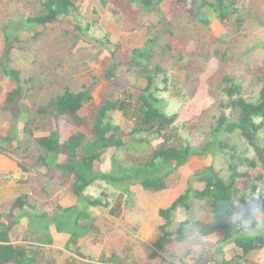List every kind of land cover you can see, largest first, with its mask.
<instances>
[{"label":"rangeland","instance_id":"1","mask_svg":"<svg viewBox=\"0 0 264 264\" xmlns=\"http://www.w3.org/2000/svg\"><path fill=\"white\" fill-rule=\"evenodd\" d=\"M234 1L240 9L237 17L222 24L206 10V18L212 22L205 26L194 17L190 1L164 0L160 12L147 13L133 0H121L120 4H117V0H72L79 9V21L85 27H90L86 36L78 38L75 16L47 26L24 25L26 17L42 14L38 0H0V104L5 102L6 95L15 87L5 70H19L22 80L27 82L23 85L25 97L20 99L19 104L0 112V136L6 142L4 149L28 169L26 173L35 175L36 182L43 180V192L52 194L54 200L48 205L50 209L61 197L70 193L50 179L53 172L35 168V158L40 152L35 137L58 131L61 142H64L78 131L88 133L87 124L89 121L91 125L93 123L92 116L90 119L88 117L99 105L100 95L111 94L113 90L115 96L125 97V91L129 90L127 92H134L136 96L139 89L146 86V81L139 77L137 69L129 67L130 54L135 49L143 48L149 37L164 34L165 40L162 42L171 48L169 52H161L157 62L166 68L172 80L164 111L168 115H178L180 135H177L174 143L189 141L197 148L205 144V134L218 116L219 102L226 100L216 92L225 77L236 78L242 83L244 98L253 100L256 97L264 82V0ZM238 19L242 20L240 25ZM106 36L119 46V78L123 84L115 88L105 77L113 64L112 51L116 52L115 48L102 47L92 39L104 40ZM157 49L160 51L159 47ZM181 55L184 59L182 63L177 61ZM95 79V99L80 113L86 119V126L77 127L55 116L51 102L64 87L77 90L91 85ZM135 80L137 86L127 87ZM23 104L30 108V116L23 113ZM44 108L51 111L38 116L36 111ZM234 114L232 109L226 110L229 118ZM110 115L126 135L136 126L133 119L126 118L119 111ZM14 121L16 132L11 127ZM126 135L124 137L128 141ZM232 142L240 145L235 140ZM162 143V140L154 141L152 147L158 149ZM149 156V150H130L119 154L112 148L95 167L102 173H115L116 157L129 166L147 161ZM228 164L229 160L221 154L193 158L166 180L165 190L159 193L146 192L139 185L131 187L130 197L118 196L111 187H104L103 193L101 189L89 188L87 195L94 198L102 193L114 207L115 214H111L110 208L90 207V218L86 222L88 229L81 231V237L76 242H72L71 236L67 235L64 241L65 255L52 256L40 250L39 258L42 259L39 263L222 264L217 252V242L221 236L201 237L196 224L192 226L189 237H197L201 247L188 250L181 242H173L167 252L157 258L151 256L163 224L159 210L169 207L183 193L188 182L192 183L194 173L205 166H214L224 174ZM193 186L203 188L195 182ZM259 193L264 196V184L260 185ZM77 205L83 209L86 207L85 203L79 201ZM32 215L30 232L47 227L39 223L37 214ZM186 218V214L179 211L176 224ZM195 220L198 223L209 222L212 215L207 209H199L195 213ZM176 224L172 231H175ZM254 233H264V229L255 230ZM227 254L228 259L235 258L232 264H247L248 259L264 262V249L255 250L247 260L246 257L237 259L243 253L236 248L227 250Z\"/></svg>","mask_w":264,"mask_h":264},{"label":"trees","instance_id":"2","mask_svg":"<svg viewBox=\"0 0 264 264\" xmlns=\"http://www.w3.org/2000/svg\"><path fill=\"white\" fill-rule=\"evenodd\" d=\"M120 1L117 0V4H120ZM133 1L147 13L160 12V6L164 2V0ZM181 1H190L191 12L193 11L194 17L205 26H209L212 22L206 18V10H209L214 15L213 18L222 24H227L232 17H237L240 13L234 0ZM38 2L43 10L42 14L37 17H26L23 21L24 25L47 26L75 16L77 23L74 26L78 38L89 33L90 27H85L79 21L81 18L77 13L79 9L72 0H38ZM160 21L163 23V20ZM241 21L238 19L239 25ZM92 39L102 47L115 48L116 52L112 51L113 64L105 77L110 81L112 88L123 84L119 78L121 66L117 53L119 46L114 45L109 36L104 40L94 37ZM164 40V34L156 38L151 36L143 48L131 52L129 67L138 70L139 77L146 81V86L140 88L136 96L134 92H127L129 90L125 91V97L115 96L113 90L111 94L100 95L99 105L88 117L90 119L92 116L93 120L92 125L90 121L87 124L88 133L78 131L64 142H61L58 131L35 137L36 147L40 150L35 158V168L53 172L50 175L52 181L62 188H67L70 195L77 199L76 202L86 204L85 209L78 205L57 208L53 217L45 215L42 220L43 222L52 220L58 231L68 232L72 242H76L81 237V231L88 229L86 222L90 218V207L110 208L111 214H115L110 201L102 196L104 187H111L118 196L127 197L132 195L131 187L137 185L146 192L159 193L165 190L166 180L174 172L188 165L193 158L221 154L229 160L228 169L224 174L217 171L214 166H205L200 172L194 173L192 183L188 182L183 193L169 207L159 210L163 224L160 227L161 235L154 244L155 252L151 257H159L167 252L173 242H181L189 237L192 226L196 224L197 233L201 237L221 236L217 242V252L220 253L222 264H231L226 262L224 252L231 244L240 248L243 253L240 257H246L247 260L255 250L264 249V233L246 232L232 225L230 219L241 211L248 215L259 210V201L249 204L246 203L245 197L251 192L262 196L259 190L260 185L264 184V82L256 97L248 100L243 96L242 83L236 78L225 77L216 88V92L226 100L219 102L218 116L205 134V144L198 148L192 146L189 141L176 144L174 141L177 135H180L178 115H168L164 111L172 80L166 68L157 62L161 52L166 53L171 49L162 42ZM177 61L182 63L183 55L177 58ZM4 72L7 78L15 83V87L6 95L5 102L0 104V112L16 106L20 99L25 97L23 86L25 81L21 78V72L12 68ZM96 83L97 79L91 85H85L77 90L64 87L51 102L52 112L74 126H86V119H83L80 113L94 101L93 89ZM135 86H137L136 80L127 87ZM23 108V113L30 116V108L25 104ZM229 108L235 113L232 118L226 115V110ZM50 111L44 108L37 110L36 113L39 116ZM117 111L136 122V126L128 135L114 123L110 115ZM12 126L16 132V121L11 124ZM125 135L129 137L128 141L125 140ZM158 140L163 141L162 146L154 149L152 143ZM233 140L240 145L233 143ZM4 142L5 139L0 136V153L9 154L10 151L3 147ZM112 148L119 154L130 150L137 152L149 150L150 156L147 161L129 166L116 157L115 173L97 171L96 164L100 163L103 155ZM19 166L24 172L28 171L24 165L19 163ZM193 182L201 184L203 188L201 190L193 188ZM89 188L101 189L102 193L92 198L93 196L87 195ZM31 206L28 196L20 197L12 204L10 213L15 218V223H18L20 217L14 212L26 211ZM199 209H207L212 215V221L198 223L195 220V213ZM179 211L185 213L187 218L176 224L175 218ZM3 216L0 211V264H36L38 257L36 250L17 248L11 244L10 232L13 226L6 224ZM174 224L176 229L172 231Z\"/></svg>","mask_w":264,"mask_h":264},{"label":"crops","instance_id":"3","mask_svg":"<svg viewBox=\"0 0 264 264\" xmlns=\"http://www.w3.org/2000/svg\"><path fill=\"white\" fill-rule=\"evenodd\" d=\"M34 177L35 175L24 172L19 166V161L13 158L11 154L0 153V211L4 215L3 221L13 226L10 232V242L17 248L36 250L38 256L36 264H40L39 260L42 259V257L39 258L41 256L40 250L48 252L52 256L65 255L63 254L66 251V243L64 241L67 235H70L66 231H58L52 223V220L43 222L42 218L45 215L47 217H53L57 208H70L75 206L77 199L70 194H66V196L61 197L57 201L55 207L50 209L48 205L50 206V202L54 201L51 198L52 194L49 193L47 195L44 193L42 189L44 187L43 180L36 182ZM193 188L195 187L193 186ZM195 189L201 190L202 188ZM23 196H28L32 206L26 211L16 210L14 214L20 218L18 223H15V218L11 215L10 209L12 204ZM66 198L70 203L67 202ZM32 213L37 214L36 217L39 223L46 224L47 227L38 228L30 232L29 223L30 217L33 216ZM234 248L241 250L235 244L227 246L224 250L225 260L231 264L235 261V258L228 259L227 250ZM237 259L241 260L242 258L238 256ZM54 262L55 264H60L59 262ZM247 264H264V262L261 263L248 259Z\"/></svg>","mask_w":264,"mask_h":264},{"label":"clouds","instance_id":"4","mask_svg":"<svg viewBox=\"0 0 264 264\" xmlns=\"http://www.w3.org/2000/svg\"><path fill=\"white\" fill-rule=\"evenodd\" d=\"M246 203H259V210L245 215L242 211L236 213L231 219L230 223L237 228H242L246 232L264 229V196H257L255 192H251L245 197ZM239 206L238 204L236 205ZM182 245L186 246L188 250H195L201 247V243L197 237H186L181 241Z\"/></svg>","mask_w":264,"mask_h":264}]
</instances>
